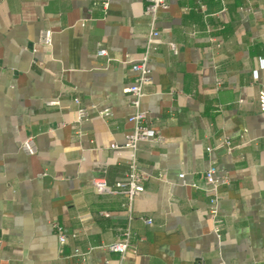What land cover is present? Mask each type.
Instances as JSON below:
<instances>
[{
	"label": "crops",
	"instance_id": "1",
	"mask_svg": "<svg viewBox=\"0 0 264 264\" xmlns=\"http://www.w3.org/2000/svg\"><path fill=\"white\" fill-rule=\"evenodd\" d=\"M167 2L148 47L147 0H0V264H264V0ZM146 53L141 109L163 140L133 149L128 87ZM132 161L145 191L129 210L92 180L126 179ZM212 165L229 178L218 232Z\"/></svg>",
	"mask_w": 264,
	"mask_h": 264
},
{
	"label": "built area",
	"instance_id": "2",
	"mask_svg": "<svg viewBox=\"0 0 264 264\" xmlns=\"http://www.w3.org/2000/svg\"><path fill=\"white\" fill-rule=\"evenodd\" d=\"M107 5V3H105ZM168 6L167 0H147V6L145 9V14L152 18V32L148 37V47L153 45L156 37L159 36L158 30L155 28L156 17L159 10L164 9ZM42 43L46 46H50L52 43V31L45 30L42 37ZM170 49L177 53V45L174 42H170ZM98 56L104 57L108 55V50L101 47L98 52ZM134 69L137 70V76L135 82L128 87V92L132 96L131 104L134 108V112L129 116V121L133 123L134 129L132 134L129 136L128 146L136 149L141 141L147 140H157L162 141L163 138L159 132L148 124V115L145 111L141 109L142 97L144 95V86L151 82V69L149 67L148 54L146 53L143 58L134 65ZM220 83V82H219ZM76 103H80V100L76 98ZM258 103L261 112L264 113V83L261 84L258 91ZM49 105L54 104L53 101L48 102ZM99 114L104 117H108L112 114L110 108H105L99 111ZM76 118L78 121L88 120L90 118V110L86 106H79L76 110ZM230 144V141H226ZM23 150L33 155L37 153V146L33 138H28L23 142ZM136 162L131 163V172L126 179L119 180L113 184L107 182L104 178H94L92 180V186L97 193L102 194H124L127 197V201L124 204L129 210H131L135 199L145 191L144 180L145 177L136 170ZM218 168L215 165L210 166L206 172V180L210 184L208 189V194L210 196V212L215 218V231L218 232L219 229V218L218 214V201L219 187L223 184L229 182L228 176H217ZM181 177L184 174H180ZM145 221L149 224L152 223L150 218H146ZM59 238L61 241H65L67 238L66 230L59 225L57 222L54 224ZM133 232L130 228H124L120 231L121 240L115 242L110 246L112 250L119 252L122 257L125 255L127 248L129 246L130 237ZM108 264V263H106ZM200 264H204L201 262Z\"/></svg>",
	"mask_w": 264,
	"mask_h": 264
}]
</instances>
